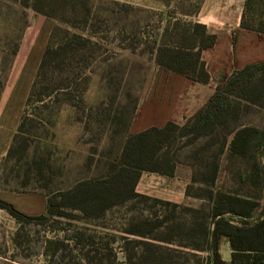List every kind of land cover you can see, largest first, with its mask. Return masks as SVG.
Instances as JSON below:
<instances>
[{"label": "rangeland", "instance_id": "obj_1", "mask_svg": "<svg viewBox=\"0 0 264 264\" xmlns=\"http://www.w3.org/2000/svg\"><path fill=\"white\" fill-rule=\"evenodd\" d=\"M202 1L57 0L52 3L42 0L37 3L39 10L65 20L60 23L32 6H24L22 0H0V115L26 53L45 22L51 21L52 26L44 50L54 28H57L56 46L70 42L69 50L54 64V70L60 74L54 78L68 88L30 108L33 119L27 124L21 145H28V158L37 161L38 166L32 164L30 185L16 193L53 195L69 190L82 180L103 175L109 163L118 161L127 136L148 128L159 118V109L154 107L150 96L166 92L163 84L170 71L157 64L153 47L160 42L169 22L196 21ZM251 17L254 25L264 20L261 0L253 3ZM260 75L255 77V83H259ZM260 100L264 103V96ZM230 101L229 109L214 126L205 128L203 134L177 135L170 148L176 163L174 175L144 171L136 188L144 197L111 208L103 218H85L81 211L71 209L65 210V217H42L45 212L27 214L15 206L26 216L18 217L0 208V264L75 261L90 264L93 252L89 251L93 248L107 254L104 264H139L138 255L132 259L128 255L143 251L145 256L149 255L148 244H152L149 242L167 245L128 233L141 231L137 227L140 222L149 216L153 219L155 214L157 221L167 222L152 234L173 241L168 245L173 251H161L164 257L176 264H212L209 252L194 250L190 245L203 242L193 234L196 228L193 211L208 204L206 193L213 189L254 197L260 203L255 215L264 209V181L258 180V185L251 182L252 160L231 156L227 149L219 152L224 136L231 138L227 133L233 127L264 129V106L234 95ZM24 109L25 106L21 117ZM162 109L163 113L168 110ZM215 159L219 162V173L215 184L210 186L205 183L204 175L211 170ZM262 160L258 154L260 165ZM39 163L43 164L42 172H38ZM10 166L9 163L6 170ZM23 172L22 169V176ZM148 196L169 201L170 205L147 199ZM171 202L181 207L175 208ZM226 217L234 224L241 221L229 214ZM79 232H84L87 238L92 236L95 244L81 242L75 248L70 238ZM227 241L222 238L220 247ZM94 264L98 263L94 261Z\"/></svg>", "mask_w": 264, "mask_h": 264}, {"label": "trees", "instance_id": "obj_2", "mask_svg": "<svg viewBox=\"0 0 264 264\" xmlns=\"http://www.w3.org/2000/svg\"><path fill=\"white\" fill-rule=\"evenodd\" d=\"M40 1L42 0H22V4L32 6L35 10L64 23L65 20L57 15L39 10L37 3ZM48 1L54 2L53 0ZM255 1L246 0L241 27L264 34V20H261L258 25L251 23L252 7ZM261 3L264 4V0H261ZM200 8L201 5L198 11ZM88 11H90L89 8ZM56 34L57 28H54L41 57L17 132L0 166V184L4 190L20 192V188L30 185L32 164L38 166L37 161L28 158L26 152L28 145L26 143L21 145L24 142L23 136L27 133V124L33 119L30 108L38 102L45 101L54 93L68 88L67 84L61 86L54 78L60 76L54 70V64L61 61L62 54L69 50L70 42L56 46L54 43ZM216 40L217 36L209 33L206 25L197 20L176 19L169 22L163 29L160 42L157 43L155 40L157 43L153 47L155 60L158 65L170 72L206 84L210 81V74L206 69V62L202 59V52L213 47ZM258 73L261 74L259 83H255ZM233 95L253 104L264 106V103L259 102L264 96V61L248 64L243 69L235 71L224 84L217 87L216 92L206 105L190 117L185 124L179 125L176 122L167 121L162 127L152 126L129 134L118 161L109 163L107 172L99 177L82 180L69 190L53 195L46 194V211L41 216L65 217L67 215L65 210L71 209L81 211L85 218L98 219L103 218L106 212L115 206L138 197H144L136 191L142 173L149 171L169 176L174 175L176 163L170 148L177 135L203 134L205 128L209 125L214 126L221 114L229 109L230 97ZM227 135H231V138L228 139L224 136L219 152H224L227 149L231 156L251 159V182L258 185V180L264 181V129L243 125L228 130ZM258 154L263 159L262 165L257 161ZM9 163L11 166L6 170ZM22 169L24 170L23 176ZM39 171H43V164L39 163ZM218 173L219 162L215 159L211 164V170L204 175L205 183L213 186L218 178ZM242 177L247 178L244 175ZM205 197L208 200L207 205L194 211L189 209L196 214L194 217L196 228L193 230V234L195 233L203 241L202 244H190L191 248L209 252L212 264H264V209L260 215H255V211L260 206L259 201L254 197L240 196L236 193L214 192L213 189L209 190ZM147 199L170 205L169 201L154 197L149 198L148 196ZM171 205L175 208L181 207L178 203ZM0 208L7 210L13 216L26 217L12 203L1 198ZM227 214L240 218V223H232L231 219L226 217ZM154 216L158 217V214ZM151 217L153 216L145 218L137 226L141 231H128V233L162 241L167 245L149 242L152 243L148 244L151 247L147 249L149 255L145 256L144 251L140 254L134 252V254L128 255V258H136L138 255L139 264H176L171 259L164 257L161 252L163 250L173 251L168 246L173 244V241L152 234L156 231L155 229L162 226L164 220L157 221L159 218L154 217L153 220ZM224 237L227 238L232 250L229 262L224 261L220 254V243ZM70 239L74 242L75 248L81 242L91 246L95 244L94 238L92 236L87 238L84 232H79ZM92 252L90 264H94V261L104 264L108 258L107 254H103L100 249L93 248L89 253ZM72 264L78 263L75 261Z\"/></svg>", "mask_w": 264, "mask_h": 264}, {"label": "crops", "instance_id": "obj_3", "mask_svg": "<svg viewBox=\"0 0 264 264\" xmlns=\"http://www.w3.org/2000/svg\"><path fill=\"white\" fill-rule=\"evenodd\" d=\"M245 2L246 0L202 1L196 20L206 25L209 33L217 36L215 45L202 52L210 81L206 84L199 83L183 75L168 72L167 81L163 84L166 92L150 96L155 103L154 107L159 109V118L151 122L148 128L162 127L167 121L185 123L206 105L217 87L224 84L235 71L243 69L248 64L264 61V34L241 27ZM51 26L52 22L47 20L26 53L18 79L2 107L0 160L7 154L13 141L21 110L25 106V98L34 81L33 76L36 75ZM171 79L174 82H170ZM164 107L168 109L165 113L162 111ZM0 197L27 214H40L46 211L47 197L41 192L16 193L4 190L0 184ZM221 252L224 260L229 262L232 250L228 241L220 247Z\"/></svg>", "mask_w": 264, "mask_h": 264}]
</instances>
